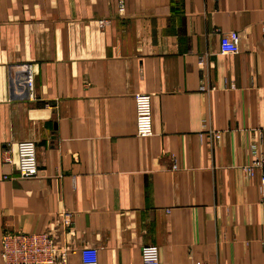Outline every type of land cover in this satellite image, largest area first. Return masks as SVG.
Wrapping results in <instances>:
<instances>
[{"label":"crops","instance_id":"crops-1","mask_svg":"<svg viewBox=\"0 0 264 264\" xmlns=\"http://www.w3.org/2000/svg\"><path fill=\"white\" fill-rule=\"evenodd\" d=\"M120 1L0 0V246L48 233L69 264L89 246L99 264H143L147 245L159 264H264L262 172L244 171L264 158V0H123V15ZM229 32L241 51L222 56ZM16 67L34 100L15 96ZM22 141L37 178H20Z\"/></svg>","mask_w":264,"mask_h":264},{"label":"built area","instance_id":"built-area-1","mask_svg":"<svg viewBox=\"0 0 264 264\" xmlns=\"http://www.w3.org/2000/svg\"><path fill=\"white\" fill-rule=\"evenodd\" d=\"M119 13H125L124 1L119 3ZM107 25L106 21H101L99 27L102 29ZM241 51V37L237 32L221 34L219 52L222 56L237 55ZM199 64L203 66L205 61L200 59ZM16 67L11 69L10 78L13 91L16 97H28L34 100V74L27 72L24 81L18 78L21 71ZM136 108V125L137 135L141 138H149L154 135L153 115H152V98L148 94H139L135 96ZM218 141L222 139L220 132H210ZM18 162L17 169L22 179L37 178L40 174L39 162L37 157V146L34 141H22L17 146ZM5 161L11 163L10 157ZM260 169V203L264 206V158L255 157L252 164L246 166L244 171L247 177H253L255 170ZM63 219L66 226L72 225V219L66 213L58 215ZM264 249V240H263ZM75 250L65 246L58 245L56 238L48 233H24V232H7L1 238L0 259L5 264H69L70 257L75 254ZM81 264H99V250L96 247H84L79 251ZM143 264H159V251L153 245L144 246L142 249ZM206 264V263H197Z\"/></svg>","mask_w":264,"mask_h":264}]
</instances>
